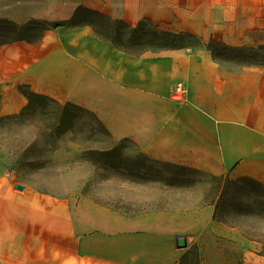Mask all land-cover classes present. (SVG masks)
Returning <instances> with one entry per match:
<instances>
[{"label":"crops","instance_id":"crops-1","mask_svg":"<svg viewBox=\"0 0 264 264\" xmlns=\"http://www.w3.org/2000/svg\"><path fill=\"white\" fill-rule=\"evenodd\" d=\"M181 9L192 0H171ZM16 3V4H15ZM21 3V4H19ZM0 0V19H71L78 7L114 18L131 0ZM170 30L191 31L230 47L264 48V0H197ZM260 4H263L262 7ZM127 10V11H125ZM134 23L149 12L139 0ZM40 14V15H39ZM171 19H177L171 17ZM196 20V21H193ZM91 113L108 134L150 160L210 176L248 179L264 189V65L217 60L209 49L134 55L86 25H57L40 40L0 45L1 116L27 99L19 87ZM175 88L183 95L175 97ZM13 103L19 104L13 109ZM215 205L123 213L85 198L17 190L0 177V264H180L196 248L198 264H264L255 242L214 218ZM184 238L186 247L176 240Z\"/></svg>","mask_w":264,"mask_h":264},{"label":"rangeland","instance_id":"rangeland-1","mask_svg":"<svg viewBox=\"0 0 264 264\" xmlns=\"http://www.w3.org/2000/svg\"><path fill=\"white\" fill-rule=\"evenodd\" d=\"M31 1L34 6L42 5L41 0ZM90 1L95 4L102 0H87L88 5ZM193 1L197 0L189 4L194 8L187 10L181 9V5L172 8L176 5L171 0H146L148 11L161 12L162 19L144 17L132 23L124 18L138 13L139 0H131L127 12L118 9L116 16L121 18H114L109 9L104 10L108 12L104 15L120 22L106 24L97 20L94 29L100 38L134 55L167 48L205 47L217 60H252L264 65V48L230 47L211 36L207 39L191 31L176 33L170 30L180 24L181 14L196 12L195 7L199 4ZM260 14L264 15L263 8H260ZM4 19L18 27L32 20L49 25L57 23L43 17L33 18L25 24ZM43 27L14 29L0 26V45L19 37L34 41ZM62 106L43 96V99L35 98L32 108L21 115L19 112L0 115V177L54 198H85L130 214L217 203L216 220L255 242L258 251L264 255L263 188L145 158L127 143L114 140L91 113L75 111L74 117L68 118L62 113ZM64 128L68 129L61 134ZM222 191L226 194L218 198ZM192 256H189L188 264H191Z\"/></svg>","mask_w":264,"mask_h":264},{"label":"trees","instance_id":"trees-1","mask_svg":"<svg viewBox=\"0 0 264 264\" xmlns=\"http://www.w3.org/2000/svg\"><path fill=\"white\" fill-rule=\"evenodd\" d=\"M100 21V22H105L106 24H108V22H120V21H116V20H111L109 17H107L106 15H103L95 10L89 9V8H85V7H78L74 13V15L71 17L70 20L66 21V22H57L54 23L52 25L47 24L46 22L43 21H37V20H32L30 21L28 24L18 27L17 25L11 23L10 21H7L5 19H0V26H12V28L17 29V28H28V27H34L36 25H44L42 31L51 28V27H55L57 25H86L91 27L94 32L96 33V35L99 36V34L97 33V31H95L94 27H95V23L96 21ZM51 26V27H49ZM42 31L40 33V35L38 36L37 39H35L34 41H29L27 39H25L24 37H19L14 41H19V40H25L29 43H36L40 40ZM171 33H169L168 35H170ZM109 41V40H108ZM112 43V42H111ZM117 48V47H116ZM176 48H181V47H176ZM167 49H175V48H167ZM165 50V49H163ZM20 92L26 97L27 99V105L18 113V115H21L25 110H29L32 108L33 105V101L35 98H40L43 99L42 95H38V94H34L29 92V90L27 89L26 86H20L19 87ZM75 111H85L84 109L74 105V104H70V103H66L62 106V113L67 116L68 118L74 117L75 115ZM15 115V114H14ZM13 116V115H12ZM99 122V121H98ZM100 123V122H99ZM101 124V123H100ZM65 129V130H64ZM61 131V134L64 133L67 129L64 128ZM60 133V132H59ZM236 182H243V183H247V184H254L256 185V187L258 188H262L259 184L248 180V179H240ZM226 192L222 191L219 194L218 198L223 197V195H225ZM212 204V203H210ZM215 205V204H214ZM216 210H217V203L215 205V212H214V218L216 219ZM194 249V250H193ZM193 254V258L191 259V264H198V253H197V249L196 248H191L190 250H188L181 258L180 260V264H188L189 263V256Z\"/></svg>","mask_w":264,"mask_h":264},{"label":"water","instance_id":"water-1","mask_svg":"<svg viewBox=\"0 0 264 264\" xmlns=\"http://www.w3.org/2000/svg\"><path fill=\"white\" fill-rule=\"evenodd\" d=\"M16 189L17 190H23V186L20 185V184H17L16 185ZM176 245H177L178 248H184V247H186L185 239L184 238H178L176 240Z\"/></svg>","mask_w":264,"mask_h":264},{"label":"bare ground","instance_id":"bare-ground-1","mask_svg":"<svg viewBox=\"0 0 264 264\" xmlns=\"http://www.w3.org/2000/svg\"><path fill=\"white\" fill-rule=\"evenodd\" d=\"M5 100L2 102V105H1V109H0V112L2 113V112H4V111H6V109H5ZM19 107V104H17V103H13V105H12V108L13 109H17Z\"/></svg>","mask_w":264,"mask_h":264},{"label":"built area","instance_id":"built-area-1","mask_svg":"<svg viewBox=\"0 0 264 264\" xmlns=\"http://www.w3.org/2000/svg\"><path fill=\"white\" fill-rule=\"evenodd\" d=\"M183 95L181 88H175V97L180 98Z\"/></svg>","mask_w":264,"mask_h":264}]
</instances>
